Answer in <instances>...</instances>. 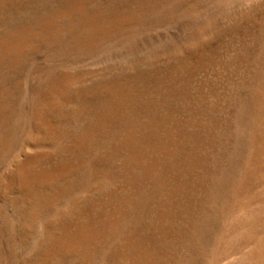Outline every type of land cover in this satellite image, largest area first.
Returning a JSON list of instances; mask_svg holds the SVG:
<instances>
[{"label":"rangeland","instance_id":"1","mask_svg":"<svg viewBox=\"0 0 264 264\" xmlns=\"http://www.w3.org/2000/svg\"><path fill=\"white\" fill-rule=\"evenodd\" d=\"M0 264H264V0H0Z\"/></svg>","mask_w":264,"mask_h":264}]
</instances>
